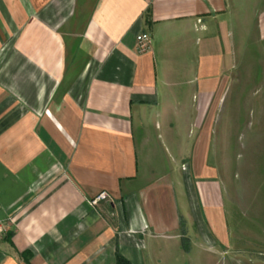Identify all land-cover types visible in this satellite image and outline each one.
<instances>
[{
    "label": "crops",
    "instance_id": "crops-1",
    "mask_svg": "<svg viewBox=\"0 0 264 264\" xmlns=\"http://www.w3.org/2000/svg\"><path fill=\"white\" fill-rule=\"evenodd\" d=\"M236 76L264 80V0H0V264H149L144 236L190 242L155 143L189 160L218 233L210 96Z\"/></svg>",
    "mask_w": 264,
    "mask_h": 264
},
{
    "label": "rangeland",
    "instance_id": "rangeland-1",
    "mask_svg": "<svg viewBox=\"0 0 264 264\" xmlns=\"http://www.w3.org/2000/svg\"><path fill=\"white\" fill-rule=\"evenodd\" d=\"M254 49L251 45L247 60L255 59ZM219 90L210 96L207 158L222 204L219 232L206 224L194 181L185 178H192L189 160H174L166 145L162 153V143L151 144L152 154L156 149L159 155L157 177L171 180L179 211L189 217L190 242L144 236L159 249V262L149 264H264V80L236 76Z\"/></svg>",
    "mask_w": 264,
    "mask_h": 264
},
{
    "label": "built area",
    "instance_id": "built-area-1",
    "mask_svg": "<svg viewBox=\"0 0 264 264\" xmlns=\"http://www.w3.org/2000/svg\"><path fill=\"white\" fill-rule=\"evenodd\" d=\"M150 36L146 33H141L137 36V41H136V50L138 53H144L150 49ZM106 198L105 193H100L94 200L93 204H96L99 200H103ZM5 228L4 225L0 222V236L4 233Z\"/></svg>",
    "mask_w": 264,
    "mask_h": 264
},
{
    "label": "trees",
    "instance_id": "trees-1",
    "mask_svg": "<svg viewBox=\"0 0 264 264\" xmlns=\"http://www.w3.org/2000/svg\"><path fill=\"white\" fill-rule=\"evenodd\" d=\"M115 264H131V263L117 252L115 253Z\"/></svg>",
    "mask_w": 264,
    "mask_h": 264
}]
</instances>
